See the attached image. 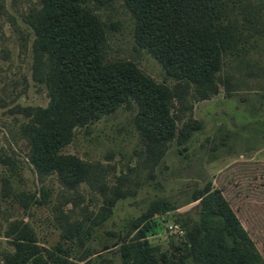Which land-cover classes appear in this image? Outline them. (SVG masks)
<instances>
[{"label": "rangeland", "instance_id": "374dc122", "mask_svg": "<svg viewBox=\"0 0 264 264\" xmlns=\"http://www.w3.org/2000/svg\"><path fill=\"white\" fill-rule=\"evenodd\" d=\"M37 4L0 0V264L14 251L20 228L42 252L62 248V264H121L117 237L130 238L146 223L145 237L157 255L193 264L189 256L180 257L188 246L187 231L200 218V199L193 197L214 189L223 192L264 257V33L250 39L241 58H224L220 75L229 82L220 81L216 93L200 99L191 89L182 110L173 102L171 112H182L177 128L188 119L195 123L182 140L178 132L166 140L160 155L143 147L134 105L75 127L62 153L76 156L94 174L69 189L56 173L36 171L22 134L33 111L49 100L34 73L45 56L34 50L25 19ZM96 12L107 25L109 59L130 60L157 83L174 85L162 65L135 45L122 0ZM160 199L158 207L152 204ZM104 206L109 215L86 239L66 238L69 223L93 218ZM150 211L135 229L133 221ZM171 224L182 235L170 233Z\"/></svg>", "mask_w": 264, "mask_h": 264}, {"label": "trees", "instance_id": "16d2710c", "mask_svg": "<svg viewBox=\"0 0 264 264\" xmlns=\"http://www.w3.org/2000/svg\"><path fill=\"white\" fill-rule=\"evenodd\" d=\"M113 1L38 0L25 18L34 34V50L45 56L43 67L34 73L49 97L48 105L36 108L22 128L29 142L28 158L40 175L56 173L69 189L90 182L94 174L76 156L62 153L75 127L134 105L143 147L160 155L166 140L176 132L182 140L195 123L188 119L177 128L175 119L182 112H171L173 102L182 110L191 89L200 99L216 93L220 81L229 82V77L220 75L224 58H241L250 39L264 33V0H122L131 17L135 45L175 80L170 87L154 81L130 60L108 58L107 25L96 11ZM197 199L200 218L187 231L188 246L181 259L189 256L193 264H264L221 190H206L193 197ZM161 202L152 204L158 207ZM109 213L104 206L95 217L86 218L87 226L86 220L69 223L66 238L86 239ZM151 213L136 218L134 228ZM147 229L146 223L130 238L128 234L117 237L115 252L121 264H178L165 253L156 254L145 237ZM13 240L15 249L4 254L5 264L66 261L62 248L42 252L24 228L17 230Z\"/></svg>", "mask_w": 264, "mask_h": 264}, {"label": "built area", "instance_id": "2783aa9c", "mask_svg": "<svg viewBox=\"0 0 264 264\" xmlns=\"http://www.w3.org/2000/svg\"><path fill=\"white\" fill-rule=\"evenodd\" d=\"M174 232V234L176 235H182V230L181 229H178V225L174 224V225H169V232Z\"/></svg>", "mask_w": 264, "mask_h": 264}]
</instances>
